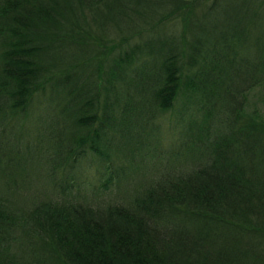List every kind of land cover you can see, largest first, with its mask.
<instances>
[{"label": "trees", "instance_id": "16d2710c", "mask_svg": "<svg viewBox=\"0 0 264 264\" xmlns=\"http://www.w3.org/2000/svg\"><path fill=\"white\" fill-rule=\"evenodd\" d=\"M249 1L0 0V264H264Z\"/></svg>", "mask_w": 264, "mask_h": 264}, {"label": "rangeland", "instance_id": "374dc122", "mask_svg": "<svg viewBox=\"0 0 264 264\" xmlns=\"http://www.w3.org/2000/svg\"><path fill=\"white\" fill-rule=\"evenodd\" d=\"M251 1V0H250ZM249 1V3H250ZM253 3L256 4V7L262 11H264V0H252ZM225 22H229V23H236L237 25H243L244 24V20L237 18L236 16H229L227 18L224 19ZM197 36V35H196ZM247 94V98L245 101H243V107L245 108L246 111L249 110H254V107L264 115V87H255L253 88L251 91L246 92ZM182 104V101L178 103V105L176 106V108L174 109L172 115L167 118L166 116H168L172 110H168L165 113L160 114V117L158 118V121L160 123V125L166 124L173 116L175 110H179V106ZM175 107V106H174ZM32 113L35 114V108L32 110ZM165 120V122H164ZM37 121V119H35V117H32L30 119V122H33V124H35ZM159 130L161 133H163L164 129L159 127ZM161 144L154 147L152 142H143L144 145H150L154 148V151H149L144 159H143V163L145 166V168H148L149 166H151V164H156L158 162L160 163H166L167 162V156H168V149L166 146V141L165 140H161L160 142ZM181 143V138L179 137V139L176 140V144ZM135 161H138V159H135ZM103 165H100L96 162L95 159L91 158L90 153L86 152L82 158V161L80 163V173L78 174V178H81V180L83 181V184L85 183H89V184H97L98 180H99V175L102 173L103 169H102ZM126 171H133L135 168H137L135 162H133L132 160H129L128 162H125L124 166ZM164 169V168H161ZM160 170V169H158ZM157 170L155 171H151L148 174H146L144 177L152 175L153 173H155ZM79 180H76V182ZM74 183V182H73ZM113 191H115V188H112Z\"/></svg>", "mask_w": 264, "mask_h": 264}]
</instances>
